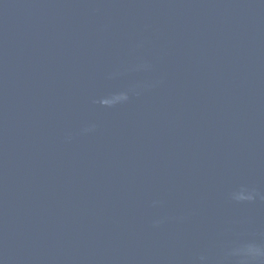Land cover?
<instances>
[{
	"label": "water",
	"instance_id": "1",
	"mask_svg": "<svg viewBox=\"0 0 264 264\" xmlns=\"http://www.w3.org/2000/svg\"><path fill=\"white\" fill-rule=\"evenodd\" d=\"M0 264H264V0H0Z\"/></svg>",
	"mask_w": 264,
	"mask_h": 264
}]
</instances>
